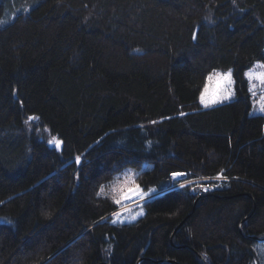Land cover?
Wrapping results in <instances>:
<instances>
[{
  "label": "trees",
  "instance_id": "trees-1",
  "mask_svg": "<svg viewBox=\"0 0 264 264\" xmlns=\"http://www.w3.org/2000/svg\"><path fill=\"white\" fill-rule=\"evenodd\" d=\"M255 62L264 0H0V264L258 263ZM212 70L235 92L206 107ZM128 169L160 193L112 223Z\"/></svg>",
  "mask_w": 264,
  "mask_h": 264
},
{
  "label": "rangeland",
  "instance_id": "rangeland-1",
  "mask_svg": "<svg viewBox=\"0 0 264 264\" xmlns=\"http://www.w3.org/2000/svg\"><path fill=\"white\" fill-rule=\"evenodd\" d=\"M261 65L259 62H255L249 69L245 71V73L249 72L250 70L253 72H264V68L260 67ZM231 72V70H212L205 81L204 86L202 87L201 92H205L206 98H216V102H222L231 99L234 96V86H233V77L231 72V83H228L223 79V74H226L228 72ZM211 77V79H209ZM246 77V76H245ZM247 78V77H246ZM248 80V78H247ZM248 80V84H249ZM254 84V91L250 90V87H248L249 91L251 92L252 96V109L251 113H262L264 114V111H260V107L262 104H264V86H262L259 82L253 81ZM201 92L198 97V101L200 105L204 106L201 103L200 97ZM215 103H210L215 104ZM129 170V169H128ZM132 170V169H130ZM126 170L122 172L119 176L115 178L114 183L112 184L110 191L112 195L115 197V199L120 198V187L121 183L124 180V174ZM133 173H135L134 170H132ZM136 174V173H135ZM174 177V176H173ZM179 176H176L174 178H179ZM119 178V182L117 180ZM185 182H180L177 185H174L173 187L183 185ZM143 197H136L131 200L123 201L116 211L112 214L111 222L112 223H125V222H131L134 221L136 218H138L142 213V207L141 204L152 198L153 196L159 194L160 192H156L153 189H149L144 191L143 190ZM134 217V218H133ZM256 251L258 252L259 262H252L251 264H264V241L259 242V245L256 247Z\"/></svg>",
  "mask_w": 264,
  "mask_h": 264
},
{
  "label": "snow or ice",
  "instance_id": "snow-or-ice-1",
  "mask_svg": "<svg viewBox=\"0 0 264 264\" xmlns=\"http://www.w3.org/2000/svg\"><path fill=\"white\" fill-rule=\"evenodd\" d=\"M260 67L264 68V65H261ZM245 76L248 78L249 80V87L250 90L254 91V84L252 83L253 81L259 82L262 86H264V72H253V71H249L247 73H245ZM209 79H211V77H209ZM223 79L225 81H227L228 83H231V72L229 71L226 74H223ZM201 103L204 106H208L210 103H215L216 102V98L212 97V98H206L205 96V92H201V97H200ZM260 111H264V104L261 105L260 107ZM29 119H33L32 117H30ZM60 141L58 140V138L53 137L52 139L49 140V144H55L57 147H59L60 145ZM79 159V158H77ZM181 175L180 173H173V176H179ZM135 176L136 174L132 172V170H126L125 174H124V180L121 183V187H120V198L119 199H114L113 203L117 204L118 206L126 200H131L133 198L136 197H143L144 193L143 190L140 188V186L138 184H136L135 182ZM118 182H119V178H117ZM101 192H103V186H101ZM142 214V213H141ZM134 218V217H133Z\"/></svg>",
  "mask_w": 264,
  "mask_h": 264
},
{
  "label": "water",
  "instance_id": "water-1",
  "mask_svg": "<svg viewBox=\"0 0 264 264\" xmlns=\"http://www.w3.org/2000/svg\"><path fill=\"white\" fill-rule=\"evenodd\" d=\"M201 195H199L198 197H200ZM197 201V198L195 199V202ZM249 239H254V240H256V241H258V242H263L264 241V236L263 237H257V236H247ZM142 259V258H141ZM140 259V260H141ZM139 260V261H140ZM171 262H173V263H175V264H179V263H177V262H175V261H171ZM202 262H203V264H206L205 263V261L202 259ZM100 264H107V263H100ZM136 264H138V262L136 263Z\"/></svg>",
  "mask_w": 264,
  "mask_h": 264
}]
</instances>
